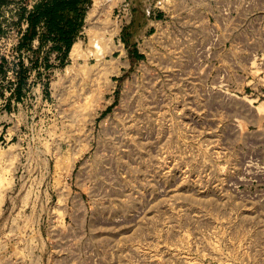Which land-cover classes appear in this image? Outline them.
Here are the masks:
<instances>
[{
	"label": "rangeland",
	"instance_id": "1",
	"mask_svg": "<svg viewBox=\"0 0 264 264\" xmlns=\"http://www.w3.org/2000/svg\"><path fill=\"white\" fill-rule=\"evenodd\" d=\"M43 1L0 7V264H264V22L196 64L90 0L60 61Z\"/></svg>",
	"mask_w": 264,
	"mask_h": 264
},
{
	"label": "built area",
	"instance_id": "2",
	"mask_svg": "<svg viewBox=\"0 0 264 264\" xmlns=\"http://www.w3.org/2000/svg\"><path fill=\"white\" fill-rule=\"evenodd\" d=\"M146 13L152 22V33L144 44L150 39L149 43L157 41L166 47L177 46L180 54H185L183 44L178 41L191 39L187 59L196 64L205 60L212 63L227 55L229 39L250 34L259 36L256 24L264 22V0H153L146 4ZM246 23L250 29L243 28ZM166 52L177 54L171 49Z\"/></svg>",
	"mask_w": 264,
	"mask_h": 264
},
{
	"label": "trees",
	"instance_id": "3",
	"mask_svg": "<svg viewBox=\"0 0 264 264\" xmlns=\"http://www.w3.org/2000/svg\"><path fill=\"white\" fill-rule=\"evenodd\" d=\"M90 0H45L37 3L33 11L27 16L21 14L20 21L25 17L28 28L24 33V41H30L36 36L41 40L42 46L47 38L54 40V44L59 51L71 48L75 35L77 34L80 22L83 20V4ZM7 0H0V7ZM1 17V16H0ZM80 21V22H79ZM43 24L46 28L44 34L37 31V27ZM132 57L139 56L133 49ZM3 61V58L0 59Z\"/></svg>",
	"mask_w": 264,
	"mask_h": 264
},
{
	"label": "crops",
	"instance_id": "4",
	"mask_svg": "<svg viewBox=\"0 0 264 264\" xmlns=\"http://www.w3.org/2000/svg\"><path fill=\"white\" fill-rule=\"evenodd\" d=\"M58 52V54H59V59H60V61L62 60H64V50H62V51H57ZM129 54H130V56H132L131 54H132V52H129ZM64 66V62H62L61 64H60V68L62 67V69L64 68L63 67ZM61 69V70H62Z\"/></svg>",
	"mask_w": 264,
	"mask_h": 264
},
{
	"label": "bare ground",
	"instance_id": "5",
	"mask_svg": "<svg viewBox=\"0 0 264 264\" xmlns=\"http://www.w3.org/2000/svg\"><path fill=\"white\" fill-rule=\"evenodd\" d=\"M102 1V0H101ZM93 11V10H92Z\"/></svg>",
	"mask_w": 264,
	"mask_h": 264
}]
</instances>
